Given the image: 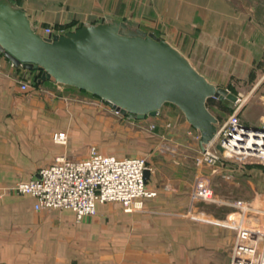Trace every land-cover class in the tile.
Returning a JSON list of instances; mask_svg holds the SVG:
<instances>
[{
    "label": "crops",
    "instance_id": "0c3cea01",
    "mask_svg": "<svg viewBox=\"0 0 264 264\" xmlns=\"http://www.w3.org/2000/svg\"><path fill=\"white\" fill-rule=\"evenodd\" d=\"M12 1L24 9L40 33L44 26L68 30L82 22L106 19L137 25L169 41L209 81L227 90L231 77H245V70L264 53V0ZM28 77L27 69L12 65L0 53V189L4 190L0 264H227L235 230L215 219H225L232 212L243 226L264 230V181L259 185L251 178L264 173L261 164L219 163L205 169L208 178L214 174L239 186L246 184V195H237L250 206L243 218L238 209L224 205L217 216L197 210L190 199L193 180L186 182L176 173L166 176L165 167L159 170L155 165L149 167L146 181L155 196L142 199L131 210L122 204L99 203L94 215L81 220L70 210H36L32 196L5 190L36 176L56 155L70 157L67 146H61L65 143L53 139V133L61 131L57 108L59 99L73 90L84 93L52 79L33 87ZM259 77L254 88L264 73ZM21 81L29 84L28 90L19 88ZM154 117L163 127H172L167 135L175 148L184 149L185 143V150L200 149L193 140L197 131L176 106L166 103ZM169 161L176 167L183 163Z\"/></svg>",
    "mask_w": 264,
    "mask_h": 264
},
{
    "label": "water",
    "instance_id": "95a60500",
    "mask_svg": "<svg viewBox=\"0 0 264 264\" xmlns=\"http://www.w3.org/2000/svg\"><path fill=\"white\" fill-rule=\"evenodd\" d=\"M0 53L12 65L39 69L42 80L86 91L130 119L154 116L162 105L172 104L198 132L202 151L220 121L208 98L229 107L235 100L169 41L117 19L42 35L21 6L0 0Z\"/></svg>",
    "mask_w": 264,
    "mask_h": 264
},
{
    "label": "built area",
    "instance_id": "2783aa9c",
    "mask_svg": "<svg viewBox=\"0 0 264 264\" xmlns=\"http://www.w3.org/2000/svg\"><path fill=\"white\" fill-rule=\"evenodd\" d=\"M42 30V35L65 31L51 26H44ZM29 87L27 82H19L22 91ZM249 93L234 94L235 100L230 113L219 121L213 140L203 151L199 149L197 164L214 167L221 160H227L238 166L252 163L264 165V120L252 125L239 118V111ZM198 137L196 132L193 138L197 141ZM53 139L59 143L66 142L62 131L53 133ZM145 167L147 164L143 157H118L101 153L91 146L84 157L56 156L50 164L39 168L36 176L11 185L8 190L32 196L36 210H70L77 220H81L94 215L99 203L118 202L125 210H131L132 207L140 206L142 199L155 196L156 191L148 188L143 178ZM190 199L192 202L205 201L238 209L242 218L250 208L241 199L225 200L218 197L203 175L195 177ZM216 222L235 230L231 257L227 264H264V230L243 226L242 221H237L232 212L225 219Z\"/></svg>",
    "mask_w": 264,
    "mask_h": 264
},
{
    "label": "rangeland",
    "instance_id": "374dc122",
    "mask_svg": "<svg viewBox=\"0 0 264 264\" xmlns=\"http://www.w3.org/2000/svg\"><path fill=\"white\" fill-rule=\"evenodd\" d=\"M263 73L264 53L259 55V60L255 61L251 69L245 70V77L238 79L231 77L229 80L231 86L227 87L229 89L231 88V91H228L233 94L242 93L247 95L249 90L254 88V85L257 84V80L260 78L259 76L263 75ZM261 79L262 82L254 88L252 93H249L246 102L239 111L240 120L247 124L256 125L264 120V77ZM73 91L74 92L69 93L65 99H59L61 102L57 108L59 110V130L63 131L66 136V142L61 146H67L66 148L69 151L70 158L84 157L88 154L89 148L94 146L99 152L104 154L118 157H143L147 164V167H145L143 171V178L146 181L149 178V167H156V169L159 170L165 167L162 172L166 176L174 177L176 173L175 175L183 177L186 182H191V180H193L194 183V179L197 175L205 176L208 179L209 186L216 195L218 194V197L222 196L220 195L221 192L231 196V198L239 199V196L237 198L239 193H247L248 187L246 184H241L239 186L238 184L228 182L229 180L225 178L217 177V175L214 174L208 178L205 169L207 171L209 166L197 164L196 162L199 149L195 150L196 147H194L192 151L188 150V148L185 150V143L181 146L184 149L178 150L175 148L174 143L170 140L171 138L167 135V132L172 127L169 125L166 128L163 127L160 121L155 119L154 116H147L144 119H130L127 116L114 113L109 106L100 101L99 98L89 96L85 93L82 94L75 90ZM101 105H103L104 108ZM209 110L217 116L219 114L221 115V112L215 107H210ZM193 140L195 139L193 138ZM78 151H81V153L74 154ZM164 157H167V162L163 159ZM171 159L172 161H182L183 163L179 165V167H176L174 162L169 161ZM251 178L257 179L260 185L264 181V173L260 172L255 177ZM8 187L10 186H6L4 189L6 190ZM2 188L3 187L0 189V199L4 192ZM243 199L244 198L241 200ZM118 204L120 203L105 202L99 205ZM193 205L197 207V210L205 209L215 216L218 215L219 210H224L220 208L221 205L219 204L205 201H195ZM219 215H221V213H219ZM195 216L201 217L196 213Z\"/></svg>",
    "mask_w": 264,
    "mask_h": 264
},
{
    "label": "trees",
    "instance_id": "16d2710c",
    "mask_svg": "<svg viewBox=\"0 0 264 264\" xmlns=\"http://www.w3.org/2000/svg\"><path fill=\"white\" fill-rule=\"evenodd\" d=\"M64 30H66L65 27H60ZM28 70V73H29V82L31 84V86L33 87H37L38 85H40L43 81L47 80V79H41V70L39 69H27ZM68 86V85H67ZM68 87H71V86H68ZM72 88H75V87H72ZM77 89V88H75ZM80 90V89H79ZM83 91V90H81ZM85 94L89 95V96H93V97H96L86 91H83ZM97 98V97H96ZM207 106L208 108L210 109V107H215L217 108L220 112H221V115L219 114L217 117L219 118V120H222L224 117H222V115H228V113H230L231 111V107H229L227 104H225L222 100H218V99H215V98H208L207 100ZM220 163L222 165H226V164H232V165H237L236 163H233V162H229L227 160H221ZM261 167L264 168V165H259Z\"/></svg>",
    "mask_w": 264,
    "mask_h": 264
}]
</instances>
